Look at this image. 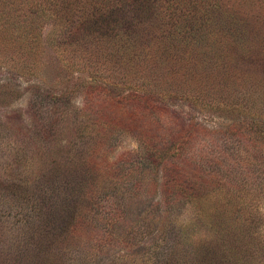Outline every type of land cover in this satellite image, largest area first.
Returning a JSON list of instances; mask_svg holds the SVG:
<instances>
[{"label":"rangeland","instance_id":"obj_1","mask_svg":"<svg viewBox=\"0 0 264 264\" xmlns=\"http://www.w3.org/2000/svg\"><path fill=\"white\" fill-rule=\"evenodd\" d=\"M0 264H264V0H0Z\"/></svg>","mask_w":264,"mask_h":264}]
</instances>
